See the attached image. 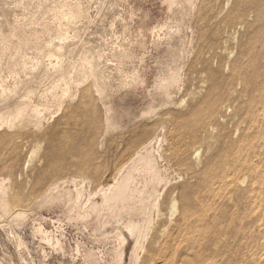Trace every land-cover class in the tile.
I'll use <instances>...</instances> for the list:
<instances>
[{
    "label": "rangeland",
    "instance_id": "374dc122",
    "mask_svg": "<svg viewBox=\"0 0 264 264\" xmlns=\"http://www.w3.org/2000/svg\"><path fill=\"white\" fill-rule=\"evenodd\" d=\"M147 134L177 149L148 227L44 205ZM0 186V264H264V0H0Z\"/></svg>",
    "mask_w": 264,
    "mask_h": 264
},
{
    "label": "bare ground",
    "instance_id": "6f19581e",
    "mask_svg": "<svg viewBox=\"0 0 264 264\" xmlns=\"http://www.w3.org/2000/svg\"><path fill=\"white\" fill-rule=\"evenodd\" d=\"M168 1L172 3L173 0ZM77 8L71 7L69 14L74 15L78 11ZM237 12V16L242 15L241 11ZM174 83V77L167 78L162 84L163 90L168 92ZM143 133L136 131L125 133L121 137L122 145H126ZM163 138H159L158 134H147L134 142L127 150L125 159L111 180L104 186H98L96 191L92 192V190L86 189L83 179L79 182L75 181L76 178H72L70 181H60L62 183H56L44 195V205L60 206L66 210L68 216L74 217L78 221L86 222L93 219L96 222V232L102 235L105 234L106 227L123 224L125 227L120 229L122 231L119 232L118 238L124 242L133 231L125 223V221L128 222L130 213L137 207L142 208L144 210L143 226L148 227L150 215L159 205V189L166 188L169 183L165 171L177 149L173 145L164 146ZM162 167L164 168L162 169ZM1 191L2 188H0ZM174 192V188H167L165 200H168ZM175 207L176 202L172 200L170 202L171 216ZM121 256L119 251L116 252L114 264H120Z\"/></svg>",
    "mask_w": 264,
    "mask_h": 264
}]
</instances>
